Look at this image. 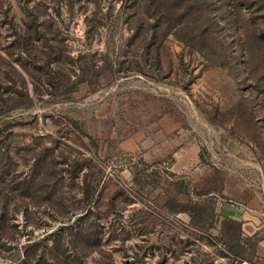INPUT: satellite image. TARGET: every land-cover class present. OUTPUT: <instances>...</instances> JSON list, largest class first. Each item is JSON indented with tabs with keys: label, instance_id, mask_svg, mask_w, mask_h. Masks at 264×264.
Instances as JSON below:
<instances>
[{
	"label": "rangeland",
	"instance_id": "obj_1",
	"mask_svg": "<svg viewBox=\"0 0 264 264\" xmlns=\"http://www.w3.org/2000/svg\"><path fill=\"white\" fill-rule=\"evenodd\" d=\"M253 197L264 0H0V264H237L221 208Z\"/></svg>",
	"mask_w": 264,
	"mask_h": 264
},
{
	"label": "trees",
	"instance_id": "obj_2",
	"mask_svg": "<svg viewBox=\"0 0 264 264\" xmlns=\"http://www.w3.org/2000/svg\"><path fill=\"white\" fill-rule=\"evenodd\" d=\"M205 193L206 192L203 194ZM166 205L169 210L174 213L189 214L191 217V223L195 227H199L201 229H210L214 227L211 219L213 220L215 218L216 211L215 208L211 206V202H209V200H190L188 202H184L178 199L174 194H170ZM242 226V221L225 216L223 219L222 236L228 241L229 247L232 251H234V253L242 255V258H247L253 262L261 263L260 260H263L264 263V258L257 254V251L254 256H248L245 254L244 248L241 245L243 241L242 236L244 235ZM246 237L250 238L252 236Z\"/></svg>",
	"mask_w": 264,
	"mask_h": 264
},
{
	"label": "crops",
	"instance_id": "obj_3",
	"mask_svg": "<svg viewBox=\"0 0 264 264\" xmlns=\"http://www.w3.org/2000/svg\"><path fill=\"white\" fill-rule=\"evenodd\" d=\"M224 216L242 221L243 231L250 236L262 235L257 254L264 258V206L258 198H249L246 203L222 205Z\"/></svg>",
	"mask_w": 264,
	"mask_h": 264
},
{
	"label": "built area",
	"instance_id": "obj_4",
	"mask_svg": "<svg viewBox=\"0 0 264 264\" xmlns=\"http://www.w3.org/2000/svg\"><path fill=\"white\" fill-rule=\"evenodd\" d=\"M236 261H237V264H257L245 258L237 259Z\"/></svg>",
	"mask_w": 264,
	"mask_h": 264
}]
</instances>
